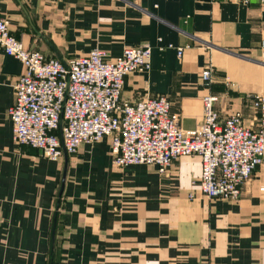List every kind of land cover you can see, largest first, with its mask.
Instances as JSON below:
<instances>
[{
  "label": "crops",
  "instance_id": "obj_1",
  "mask_svg": "<svg viewBox=\"0 0 264 264\" xmlns=\"http://www.w3.org/2000/svg\"><path fill=\"white\" fill-rule=\"evenodd\" d=\"M2 17L25 47L62 62L150 44V69L125 77L121 99L165 95L183 129L201 122L207 91L220 117L255 122L247 98L264 94V0H0ZM22 72L0 49V264H264V160L237 199L211 200L197 192L198 155L163 175L118 167L104 137L48 160L12 137Z\"/></svg>",
  "mask_w": 264,
  "mask_h": 264
},
{
  "label": "built area",
  "instance_id": "obj_2",
  "mask_svg": "<svg viewBox=\"0 0 264 264\" xmlns=\"http://www.w3.org/2000/svg\"><path fill=\"white\" fill-rule=\"evenodd\" d=\"M167 47L175 48L178 56L183 51L180 46ZM0 49L23 65L7 112L13 140L48 160L55 161L64 152L74 154L81 144L104 137L118 167L150 165L163 175L180 157L198 155L197 192L210 200L237 199L264 160V94L248 96L255 122L246 126L239 110L220 117L219 98L207 91L201 97L202 120L190 130L180 126L165 95L121 99L125 77L150 69V44L124 48L114 59L93 48L62 62L25 47L2 17ZM259 49L264 50V38ZM211 83L212 68L207 65L200 84L209 90Z\"/></svg>",
  "mask_w": 264,
  "mask_h": 264
},
{
  "label": "rangeland",
  "instance_id": "obj_3",
  "mask_svg": "<svg viewBox=\"0 0 264 264\" xmlns=\"http://www.w3.org/2000/svg\"><path fill=\"white\" fill-rule=\"evenodd\" d=\"M243 101L246 103L247 100H246V96H243Z\"/></svg>",
  "mask_w": 264,
  "mask_h": 264
},
{
  "label": "water",
  "instance_id": "obj_4",
  "mask_svg": "<svg viewBox=\"0 0 264 264\" xmlns=\"http://www.w3.org/2000/svg\"><path fill=\"white\" fill-rule=\"evenodd\" d=\"M64 155H66V152H64Z\"/></svg>",
  "mask_w": 264,
  "mask_h": 264
}]
</instances>
